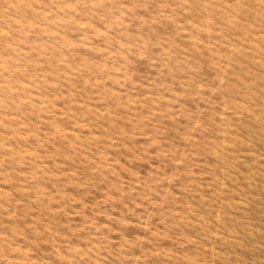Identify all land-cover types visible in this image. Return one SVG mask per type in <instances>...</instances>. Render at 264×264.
I'll return each mask as SVG.
<instances>
[{
  "label": "rangeland",
  "instance_id": "obj_1",
  "mask_svg": "<svg viewBox=\"0 0 264 264\" xmlns=\"http://www.w3.org/2000/svg\"><path fill=\"white\" fill-rule=\"evenodd\" d=\"M0 264H264V0H0Z\"/></svg>",
  "mask_w": 264,
  "mask_h": 264
}]
</instances>
